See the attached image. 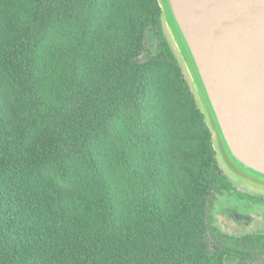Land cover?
<instances>
[{
    "label": "trees",
    "instance_id": "obj_1",
    "mask_svg": "<svg viewBox=\"0 0 264 264\" xmlns=\"http://www.w3.org/2000/svg\"><path fill=\"white\" fill-rule=\"evenodd\" d=\"M219 186L158 0H0V264H264Z\"/></svg>",
    "mask_w": 264,
    "mask_h": 264
},
{
    "label": "water",
    "instance_id": "obj_2",
    "mask_svg": "<svg viewBox=\"0 0 264 264\" xmlns=\"http://www.w3.org/2000/svg\"><path fill=\"white\" fill-rule=\"evenodd\" d=\"M231 156L264 176V0H166Z\"/></svg>",
    "mask_w": 264,
    "mask_h": 264
},
{
    "label": "rangeland",
    "instance_id": "obj_3",
    "mask_svg": "<svg viewBox=\"0 0 264 264\" xmlns=\"http://www.w3.org/2000/svg\"><path fill=\"white\" fill-rule=\"evenodd\" d=\"M162 13V31L169 48L194 97L196 107L203 113L211 132V143L217 165L226 178L230 190L219 186L214 192L210 209L211 224L221 236L223 245L231 250L264 249V176L241 165L222 142L207 97L197 75L188 49L177 30L175 21L164 0H158ZM147 44L154 52L156 42L148 35ZM226 257L225 264H236Z\"/></svg>",
    "mask_w": 264,
    "mask_h": 264
}]
</instances>
